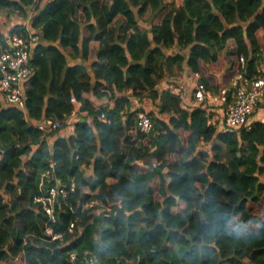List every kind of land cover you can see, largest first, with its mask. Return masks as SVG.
Instances as JSON below:
<instances>
[{
  "label": "trees",
  "instance_id": "obj_1",
  "mask_svg": "<svg viewBox=\"0 0 264 264\" xmlns=\"http://www.w3.org/2000/svg\"><path fill=\"white\" fill-rule=\"evenodd\" d=\"M29 10L39 42L27 112L0 94V264H71V252L78 263L88 254L99 264H264V123L219 131L211 112L157 90V72L172 61L213 94L230 86L241 58L248 79L264 75V0H0L8 18ZM72 97L86 116L49 148L36 126L65 127ZM132 97L158 102L149 134ZM52 161L56 179L77 183L53 225L64 231L73 206L83 230L65 244L41 239L47 217L33 205ZM94 200L115 215L80 214ZM247 225L258 231L240 234Z\"/></svg>",
  "mask_w": 264,
  "mask_h": 264
},
{
  "label": "built area",
  "instance_id": "obj_2",
  "mask_svg": "<svg viewBox=\"0 0 264 264\" xmlns=\"http://www.w3.org/2000/svg\"><path fill=\"white\" fill-rule=\"evenodd\" d=\"M30 24L28 23L24 27L27 34H9L6 40L7 48L0 52V94L6 104L18 107L24 113L27 112L28 101L26 85L35 71L33 66L34 50L39 42V38L32 34L33 30ZM240 62L241 68L232 79L230 86L222 88L217 94H213L200 82L201 76L199 74L194 76L191 107H202L210 113L212 107L219 106L222 110L221 114L212 113L210 117V122L216 125L219 131L238 132L241 129H251L257 115L256 109L264 99V75H259L252 80L248 79L245 75L246 60L241 58ZM128 93L131 96V92ZM71 103L75 106L79 105L75 97H72ZM133 111H138L137 125L139 130L144 134L151 133L154 130V124L149 113L143 112L140 108ZM75 113L79 114V110L74 111L72 115ZM99 119L108 122L105 113H102ZM36 128L45 132L44 139L47 140L49 134L58 133L64 127L59 120L46 119ZM55 175L56 163L52 161L49 169L41 175L42 195L33 200V205L38 206L47 217L44 235L41 239L49 244L57 242L65 244L68 235L75 238L83 230L81 227L82 220L79 216L75 217L77 212L73 206L69 205V213L73 214V218L64 231L55 232L53 225L59 220L62 204L76 193L77 183L72 180L69 186L63 185L55 178ZM47 182L48 185H46ZM93 211H99V213L105 211L106 217L115 215L112 206H103L96 200L82 205L80 214ZM69 262L71 264H99L95 256L89 257L88 254H85L84 259L78 263L79 258L76 252L69 253Z\"/></svg>",
  "mask_w": 264,
  "mask_h": 264
},
{
  "label": "crops",
  "instance_id": "obj_3",
  "mask_svg": "<svg viewBox=\"0 0 264 264\" xmlns=\"http://www.w3.org/2000/svg\"><path fill=\"white\" fill-rule=\"evenodd\" d=\"M34 13L29 10L27 12V15L25 17H21L18 14H13L9 18L3 14L0 13V35H3L5 38V42L12 31L13 28L16 26H25L28 25V23H31L32 17ZM92 47L96 50L99 48V43L95 42L92 44ZM7 48V45L6 47ZM2 49L1 51H3ZM227 52L234 53L235 51V43L234 41H230L227 44ZM172 55H175V53H170ZM167 56H169V53H166ZM93 62L96 61L95 59L92 60ZM76 63L82 64L83 62L81 60H78ZM75 64V63H74ZM88 66V69L90 68L89 63H86ZM179 66V67H178ZM194 76L195 74L189 72V70L186 69V65H179V62L172 61V63H165L163 68L157 72V77L159 78L157 83V90L162 91H171L172 94H175L177 96H180L182 107L185 109L192 108L191 105L193 103V89H194ZM129 95V93H127ZM264 103V99L261 101L260 104ZM102 106L105 107V105H109L110 107H113V103L109 102H101ZM158 102H153L149 98H143L142 100L133 98L132 99V110L139 109L143 112L151 113L155 116H161L159 114L160 109L158 108ZM80 108V105L75 106V111H78ZM222 112L221 108L219 106L212 107L213 114L220 115ZM79 116H86V113L74 114L71 115L68 119V122L66 126L58 133L50 135L47 140L45 141L47 146L49 148L52 147V144L54 143L55 138H63V137H70L75 132V124L80 119ZM164 119H167L168 116L162 115ZM255 121H261L264 123V110L259 111L257 115L255 116ZM86 172L88 173V169H86Z\"/></svg>",
  "mask_w": 264,
  "mask_h": 264
},
{
  "label": "rangeland",
  "instance_id": "obj_4",
  "mask_svg": "<svg viewBox=\"0 0 264 264\" xmlns=\"http://www.w3.org/2000/svg\"><path fill=\"white\" fill-rule=\"evenodd\" d=\"M73 2H75L76 4H78L79 3V1H85V0H72ZM78 2V3H77ZM179 67V66H178ZM262 110H264V103L263 104H260L258 107H257V109H256V111H257V113L259 112V111H262ZM256 214H259V211H256ZM256 231H258V227H256V226H252V225H247L246 227H244V229L243 228H239V233L241 234H246V235H248V234H250V233H254V232H256Z\"/></svg>",
  "mask_w": 264,
  "mask_h": 264
}]
</instances>
